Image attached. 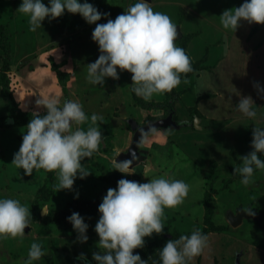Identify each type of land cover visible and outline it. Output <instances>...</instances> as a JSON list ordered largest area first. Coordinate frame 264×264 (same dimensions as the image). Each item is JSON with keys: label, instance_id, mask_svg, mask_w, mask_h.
<instances>
[{"label": "rangeland", "instance_id": "374dc122", "mask_svg": "<svg viewBox=\"0 0 264 264\" xmlns=\"http://www.w3.org/2000/svg\"><path fill=\"white\" fill-rule=\"evenodd\" d=\"M21 2L0 0V21L8 26L14 53L8 74L15 99L30 111L45 110L36 105L37 96L79 99L89 117L93 112L103 115V121H98L103 137L99 150L82 160L90 171L86 177L78 175L71 189H55L50 198L33 206L35 193L49 182V172L41 168L25 174L22 167L12 164L27 126L0 127V196L18 197L30 205L32 213L30 227L22 237L0 239V264H22L33 241L47 254L31 264H85V260L97 264L92 253L100 251L95 231L99 216L90 214L89 208L102 201L109 187H115L100 179L102 166L117 180L126 176L147 181L167 174L190 185L181 204L165 207L164 231L145 236V242L164 234H190L199 227L208 234L209 244L189 264H264V170L255 169L254 182L248 185L234 172V165L242 164L240 156L252 149L255 124L264 126V95L255 87L257 81L264 87V23L242 19L235 31L224 29L219 14L239 6L241 0H150L155 10L167 12L177 24L181 35L175 42L191 57L192 70L181 73L180 84L173 88L177 94L174 118L181 125L148 133L141 143L135 172L122 173L113 169L112 161L117 152L131 145L134 129L130 119L141 125L166 116L169 111L163 103L169 91L145 100L132 91L128 70L120 72L119 79L106 77L103 85L87 81V63L99 55L92 29L108 17L89 23L80 13L65 9L51 20L45 17L42 26L33 31L28 16L16 10ZM90 2L115 18L135 0ZM2 53L0 47V64ZM49 56L61 64L65 88L50 68ZM240 95L253 97L255 118L237 107ZM6 105V97L0 93V116L9 121ZM90 124L89 119L74 126L87 129ZM76 192L78 198L74 197ZM45 205L49 214L63 219L44 223L46 215L41 209ZM250 207L254 215L247 211ZM72 211H79L88 223L87 241L77 239V231L66 219ZM239 214L241 220L233 224L230 215ZM81 252L86 253L84 259L79 257Z\"/></svg>", "mask_w": 264, "mask_h": 264}, {"label": "clouds", "instance_id": "9594fccd", "mask_svg": "<svg viewBox=\"0 0 264 264\" xmlns=\"http://www.w3.org/2000/svg\"><path fill=\"white\" fill-rule=\"evenodd\" d=\"M65 9L80 13L89 23L99 21L102 16L108 17L106 22L96 23L92 29L91 38L99 46V55L87 63L86 80L91 83L103 85L106 77L119 79L120 72L128 70L132 73V91L150 100L154 93L171 91L180 84L181 73L192 70L191 57L175 42L177 24L167 12L155 10L150 0H135L115 18L99 10L90 0H48L47 4L44 0H22L16 10L28 16L29 28L35 31L42 26L45 17L51 20L62 15ZM219 18L224 29L234 31L242 19L264 23V0H243L239 6L225 8ZM255 87L258 94L264 95V87L258 81ZM35 103L45 111H33L11 163L18 169L22 167L25 174L41 168L56 170L57 183L53 185L56 191L71 189L78 175L84 178L90 173L82 160L92 157L102 144L103 133L98 121H103V115L93 112L89 117L79 99L61 100L59 95L37 96ZM254 103L251 95H240L237 107L246 116L255 118ZM89 119L91 124L87 129L74 126ZM250 144L252 149L240 156L242 164L234 165V172L241 174V182L245 185L254 182L255 169L264 170L261 157L264 126L261 124H255ZM119 154L117 152L112 161L113 169L122 173L135 172L132 168L135 152L131 158L124 159H117ZM189 188L185 180L167 174L153 176L147 181L120 177L115 187L107 189L98 205L100 215L95 231L99 235L100 251L92 253L97 264H149V258L143 259L140 252L133 250L144 246L145 236L164 231L165 207L181 204ZM78 196V192L74 193V197ZM41 210L49 214L46 205ZM247 211L255 214L252 207ZM30 217L28 203L21 202L18 197L0 196V239L7 235L22 237L25 226L30 225ZM66 219L77 231V239L87 241L89 225L84 216L72 211ZM208 244V234L194 227L190 234L167 239L158 249L159 259L152 264H189ZM45 254L44 247L33 241L22 264H31ZM85 256L86 253H79L81 259ZM85 264L91 261L85 260Z\"/></svg>", "mask_w": 264, "mask_h": 264}, {"label": "trees", "instance_id": "16d2710c", "mask_svg": "<svg viewBox=\"0 0 264 264\" xmlns=\"http://www.w3.org/2000/svg\"><path fill=\"white\" fill-rule=\"evenodd\" d=\"M241 2H243V0H241ZM6 26L7 25H5L3 22L0 21V47L3 50V53L1 54L2 63L0 64V93L6 97V102H7L6 106H7V114H8L7 117L9 118V121H7L3 116H0V127H5L9 125L26 126L28 121L31 119V115L33 114V111L25 110L21 108V106L15 99V95L13 93V89L11 86V78L8 72L10 71L13 62L14 53L10 39L8 40L9 31L7 30ZM49 60H50V68L56 72L58 80L60 81L63 88H65L66 74L63 72V70H61V64L56 62L53 56H49ZM176 99H177L176 91L172 89L171 91H169V97L167 99V102L163 103V106H165V108L169 112L171 110H174V102ZM152 104L153 103H151V105ZM43 111L45 110H42L41 112L43 113ZM177 121L181 123L179 120ZM102 165L103 164L100 163V167ZM48 172H49L48 173L49 182L37 190V192L35 193V197L33 199V206L39 205L41 200L50 198L55 191V188L53 187V185L56 182V177L54 176L55 170ZM100 179L111 183L113 186L114 185L116 186L118 181L117 178L115 177V174L112 171L105 170L103 166H102V174ZM99 203L100 201L98 200L92 207L89 208L90 214H96L98 216L100 215L98 211ZM62 219L63 218L59 214H57L56 216H53L52 214H47L43 218V222L44 223L59 222ZM170 238H177V237L173 234H164L153 241L145 242L143 247L135 248L133 251L140 252L141 258L143 259L149 258V264H152L153 260L159 259V254H158L159 247H161L166 242V240Z\"/></svg>", "mask_w": 264, "mask_h": 264}, {"label": "water", "instance_id": "95a60500", "mask_svg": "<svg viewBox=\"0 0 264 264\" xmlns=\"http://www.w3.org/2000/svg\"><path fill=\"white\" fill-rule=\"evenodd\" d=\"M177 32L179 37L181 32L177 27ZM132 124V128L134 129V135L131 142V145L126 151L119 152L120 154L117 156V159H124V158H131L132 153L135 152V160L133 161L132 167L138 163V157L140 155V146L143 141V138L148 134L153 132L152 129L155 130L161 128H168V127H178L181 125L175 118H174V110H171L166 116L158 118L156 120L150 121L146 124H139L134 119H130ZM230 220L233 224H237L241 220V215L234 217L230 215ZM30 226L26 225L25 229H28Z\"/></svg>", "mask_w": 264, "mask_h": 264}, {"label": "crops", "instance_id": "0c3cea01", "mask_svg": "<svg viewBox=\"0 0 264 264\" xmlns=\"http://www.w3.org/2000/svg\"><path fill=\"white\" fill-rule=\"evenodd\" d=\"M47 2H48V0H47ZM138 161H139V157H138ZM137 165H138V163L135 166H137ZM135 166H133L132 168H134Z\"/></svg>", "mask_w": 264, "mask_h": 264}]
</instances>
